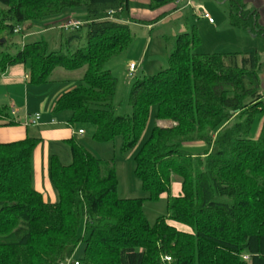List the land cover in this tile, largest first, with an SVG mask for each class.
I'll return each mask as SVG.
<instances>
[{
	"label": "trees",
	"instance_id": "obj_1",
	"mask_svg": "<svg viewBox=\"0 0 264 264\" xmlns=\"http://www.w3.org/2000/svg\"><path fill=\"white\" fill-rule=\"evenodd\" d=\"M143 1L159 11L151 24L119 19L129 13L131 0H0V76L23 65L30 83L42 85L57 68H86L79 84L56 101L53 113H69L72 127L91 126L97 142L122 138L124 153L141 141L153 107L158 123L173 124L156 125L135 156L136 176L148 199H119L114 164L69 140L72 163L50 159L58 201L47 203L33 187L32 159L40 140L0 142V264H68L81 243L84 256L72 264H264L259 57H202L195 53L196 33L178 35L168 68L138 80L130 94L131 116H119L113 107L116 82L107 65L129 49L131 24H157L172 14L165 8L179 0ZM80 8L86 20L78 29H61L60 51L49 52L43 40L20 45L29 23ZM109 12L116 17L107 19ZM229 20L233 28L264 39L258 12L244 0H230ZM235 116L240 122L230 127ZM257 118L262 130L251 140ZM19 125L8 107L0 108V128ZM191 144L210 151L193 154L185 148ZM175 178L181 192L171 198ZM163 196H168L167 214L152 223L144 205L157 204Z\"/></svg>",
	"mask_w": 264,
	"mask_h": 264
},
{
	"label": "rangeland",
	"instance_id": "obj_2",
	"mask_svg": "<svg viewBox=\"0 0 264 264\" xmlns=\"http://www.w3.org/2000/svg\"><path fill=\"white\" fill-rule=\"evenodd\" d=\"M132 7H135V5L132 4ZM137 8H141L142 11H149L153 15L155 14L147 6H137ZM229 12L230 0H192L191 7L182 11L178 16L168 17L163 22L160 21L152 27H150L151 25H141V23L138 24L139 26H131L134 37L129 49L121 56L114 58L106 67L116 82V97L113 102L116 114L124 117L131 116L130 94L134 84L140 79L152 77L168 68L175 38L184 33H189L190 35L196 33L195 40L197 45L195 53L202 57L215 54H236L239 57L256 54L259 57L258 76L260 85L258 92L262 95V108H264V39L233 28L230 25ZM73 13L82 15L86 14V10L84 8L67 10L57 17L33 25L29 23L25 29H28L26 33L30 35L25 37L20 42V45L24 46L43 40L48 44L49 52L60 51L62 32L57 27H61L69 22V20L61 22V18L64 17V20L69 19ZM204 13H208L211 16L214 24H210L203 17ZM139 16L143 22H150L148 24H151V21L157 18V16L153 18L150 16L146 17L145 13ZM128 17L129 13L125 11L120 13L119 19L130 20ZM261 20L264 24V11H262ZM136 22L139 23L138 21ZM51 27L56 28L48 30ZM258 27L264 32V27L260 23ZM167 39L169 40L167 41ZM77 47L78 44L75 43L71 50L74 51ZM16 52L17 50L14 49L13 53ZM131 64H135L138 67L136 73L133 75L129 72V66ZM85 73L86 68L72 72L57 68L46 84L33 85L29 83L26 88L25 84L22 83L20 87L14 88V85H3L0 83V108L11 107L13 104L16 108L22 109L21 117L28 115L31 116L30 118H34L38 111V106L42 102L48 101L51 103L55 101L56 94L63 86L71 82H76L75 86H77L84 78ZM12 74L21 76V78H24L23 76L26 75L30 78L28 68L22 65L15 66ZM156 112L157 108L153 107L141 141L127 153L123 152L124 142L122 138H116L111 142H97L93 138V129L91 126H75L76 130L82 128L86 132V135L78 141L80 146L96 159L114 164L119 182L117 193L119 199L132 200L150 198V194L144 190L142 183L136 176L135 156L141 146L147 141L156 125L160 127L173 126L170 122H162L159 124L155 120ZM10 113L12 114L11 110ZM68 117H70L68 114H57L52 118L57 122L67 123L69 121ZM240 119V116H235L229 126L231 127L239 123ZM39 124L30 126V130H36ZM261 130L262 122L260 118H257L252 126L249 138L251 140H257ZM185 148L187 151L196 155H202L210 151V148L203 144H191ZM53 149L61 153L63 165L69 166L72 163V155L68 146L54 145ZM180 185V179L175 178L171 185V198L177 196ZM167 207L168 196H163L157 204L146 203L144 205V212L149 221L154 223L156 219L166 216ZM170 223L180 230L190 231L189 228L183 225L174 222ZM84 251L85 245L81 243L72 258V262L80 261L84 256Z\"/></svg>",
	"mask_w": 264,
	"mask_h": 264
},
{
	"label": "crops",
	"instance_id": "obj_3",
	"mask_svg": "<svg viewBox=\"0 0 264 264\" xmlns=\"http://www.w3.org/2000/svg\"><path fill=\"white\" fill-rule=\"evenodd\" d=\"M187 1L188 0H179L180 5H177V2H176V4L171 5V7H167V9L165 8V10H171L172 11L171 12L172 14L169 15L168 17H173L175 15L178 16L182 13V11H185L188 8H190L191 6L188 7L186 5ZM189 1L191 3L192 0H189ZM244 2L248 6L249 9H253V10L258 12L259 23L261 26L264 27V24L261 20L262 19V11H264V0H244ZM132 4H134L135 7H132ZM148 5L149 4L147 1L131 0V5H130L131 8L129 11V17L128 18L135 20V21H142V20H140L139 15H142L144 13L146 14V17L150 16L153 18L154 16H157L159 14V11L154 12L155 14L153 15L152 13H149V11L148 12L142 11L141 8H137V6H140V7L141 6H143V7L147 6L149 9ZM175 8L177 9L176 11H174ZM148 14H150V15H148ZM71 19L83 22L86 20V14L78 15L76 13H73L69 19L64 20V17H63V18H61L60 21L66 22L68 20L70 21ZM164 20H162V22ZM123 21H127V23H129L127 19L123 20ZM131 25L137 26L138 24H131ZM152 26L153 25H151L150 27H152ZM55 28L51 27V29H48V30H53ZM57 28L60 29L59 26ZM48 30H46V31H48ZM29 35L27 34L26 37H28ZM242 57H244V56H242ZM14 68L15 67L10 68L5 74L0 76V83L3 85H14V88L20 87L22 83L25 84V87L28 86L27 84L30 83V78L26 75L23 76L24 78H21V76H17V75L12 74V70ZM258 70H259V68H258ZM75 85H76V82H71L70 84H66L56 94L55 101H53L51 103L48 101L47 102L44 101L38 106V111L36 114H41L42 116H41V120H40L41 124H39L40 122L38 123L39 126H37L38 128L36 130H34V131L30 130V128H31L30 126H32V125L27 124V122L29 121L28 119L31 116L25 115L24 117H21L22 109L16 108L13 104L11 107H8V108L11 110V112L15 111L17 113V115H16L17 118H15L16 116H12V114H11V119L20 123V125L16 126V127L0 128V142L4 143V144L23 141L27 138H34V139L40 140V144H39L38 148L35 150V152L33 154V159H32L33 187L37 192L41 193L43 195L45 201L47 203H50V204H55L58 201L57 193H56V191H55V189L51 183L50 176H49L50 159L52 156H57L59 158V160L61 161V153H59L58 150L53 149L54 145H63V146L69 147V145H68L69 140H75L78 143L79 139L86 135V132L84 129L79 128L78 130H76L75 127H72L69 124V121L67 123H61V122H57L54 118H52L53 116H55V114L53 113V109H54V105H55L56 101L63 94L73 90L76 87ZM62 114H68V116H70V117H68V120H70L71 115L69 113H62ZM261 122L263 125L262 120H261ZM80 130H84L85 133L83 135H79ZM180 192H181V185H180V189L178 190L177 196H179ZM181 231H183V230H181Z\"/></svg>",
	"mask_w": 264,
	"mask_h": 264
},
{
	"label": "built area",
	"instance_id": "obj_4",
	"mask_svg": "<svg viewBox=\"0 0 264 264\" xmlns=\"http://www.w3.org/2000/svg\"><path fill=\"white\" fill-rule=\"evenodd\" d=\"M177 5H180V2L179 1H177ZM186 5L188 7L191 6V3H190L189 0L187 1ZM114 17H115V13L114 12H109L108 15H107V19H110V20L114 19ZM203 17L206 20H208V22L210 24H214V20L211 18V16L208 13H204L203 14ZM81 25H83V22L76 21V20L75 21L72 20V21H69L66 24L62 25L60 27V29H78ZM137 69H138V67L135 64H131L129 66V72H130V74L133 75L134 73H136ZM16 115H17V113L15 111H13L12 112V116H16ZM41 116H42L41 114H36L34 116V118H32V119L29 118L28 119L29 121L27 122V124L28 125H37L40 122V120H41ZM84 133H85L84 130H80L79 131V135H83ZM165 260L167 262H171V259L170 258H166ZM68 264H72V262H68ZM75 264H78V263H75Z\"/></svg>",
	"mask_w": 264,
	"mask_h": 264
}]
</instances>
